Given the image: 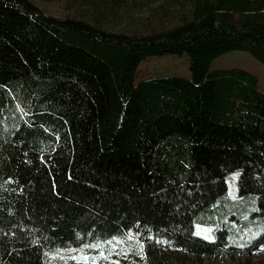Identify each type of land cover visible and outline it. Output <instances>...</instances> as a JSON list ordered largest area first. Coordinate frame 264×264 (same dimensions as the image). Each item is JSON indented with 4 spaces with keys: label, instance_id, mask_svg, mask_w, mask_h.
Returning a JSON list of instances; mask_svg holds the SVG:
<instances>
[{
    "label": "trees",
    "instance_id": "1",
    "mask_svg": "<svg viewBox=\"0 0 264 264\" xmlns=\"http://www.w3.org/2000/svg\"><path fill=\"white\" fill-rule=\"evenodd\" d=\"M66 9L0 0V264H51L59 247L134 227L195 258L264 245V230L238 241L224 223L246 209L219 215L213 239L194 233L234 171L264 225V92L246 68L209 67L234 49L264 63V0ZM142 10L146 30L106 26ZM182 52L190 77L135 81L142 58Z\"/></svg>",
    "mask_w": 264,
    "mask_h": 264
},
{
    "label": "rangeland",
    "instance_id": "2",
    "mask_svg": "<svg viewBox=\"0 0 264 264\" xmlns=\"http://www.w3.org/2000/svg\"><path fill=\"white\" fill-rule=\"evenodd\" d=\"M47 14L54 16H65L69 12L66 9L68 0H31ZM146 11H139L134 18L117 20L106 23L110 28L120 27L125 30L139 31L148 28L143 18ZM138 19H141L138 21ZM117 23V24H116ZM243 67L258 77V86L264 92V63L257 60L249 52L240 49L230 50L212 59L210 68L219 67ZM155 76H184L190 77L189 60L186 52L162 53L148 55L140 60L136 68L135 81L140 77ZM237 183V172H231L228 179L227 191L223 203L215 207L212 214L207 218L196 220L194 233L213 239L216 229L221 227L218 220L219 215L230 213L236 209H246L238 217L225 218L224 223L228 225L233 238L247 240L256 232L264 230V225L257 229L254 214V204L247 198L239 199L240 195L235 191ZM253 215H249L248 212ZM213 217V219H209ZM256 218V219H255ZM255 219V220H254ZM262 222V220H260ZM257 222V221H256ZM127 238L107 237L92 241L70 243L59 247L51 257V264H135L142 260L141 264H264V245L251 249L246 253H239L236 257L221 259L215 257L195 258L186 252L163 245L159 240L153 239L151 235H140V231L134 227L125 231ZM139 240L140 246L130 240Z\"/></svg>",
    "mask_w": 264,
    "mask_h": 264
}]
</instances>
